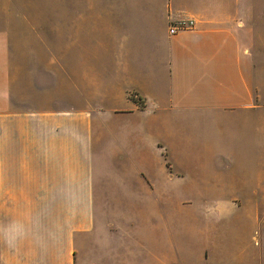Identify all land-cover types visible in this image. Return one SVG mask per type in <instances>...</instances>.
<instances>
[{
    "label": "crops",
    "instance_id": "crops-1",
    "mask_svg": "<svg viewBox=\"0 0 264 264\" xmlns=\"http://www.w3.org/2000/svg\"><path fill=\"white\" fill-rule=\"evenodd\" d=\"M147 4L108 0V9L111 18L136 11L144 19ZM255 8L256 0H167V30L158 37L116 35L97 51H61V85L52 68L38 63L36 51H0V264H264L261 186L247 193L239 188L238 197L205 192L203 198L238 206L198 211L207 244L197 256L187 253L186 261L175 256L187 251L182 233L167 228L180 220L175 211L172 220L165 207L93 205L186 197L170 179L145 172L152 165L143 154L135 164L125 161L132 169L126 175L108 171L116 178H103L113 163L98 160L95 150L119 129L106 130L102 120L122 118L132 158L150 139L165 152L172 149L175 143L161 136L188 122L209 152L220 153L227 165L237 163L232 143L246 121L260 122L264 106ZM179 17L194 27L170 36L168 24ZM57 87L61 100L53 97ZM216 157L209 164L218 163ZM182 166L168 160L164 169Z\"/></svg>",
    "mask_w": 264,
    "mask_h": 264
},
{
    "label": "rangeland",
    "instance_id": "rangeland-1",
    "mask_svg": "<svg viewBox=\"0 0 264 264\" xmlns=\"http://www.w3.org/2000/svg\"><path fill=\"white\" fill-rule=\"evenodd\" d=\"M257 2L256 0L253 24L256 37L254 42L255 45L264 48V0L259 1L260 7ZM147 3L149 14H144L146 16L144 19H138L139 15L136 11L131 16L126 11V13L111 18L108 0H0V51H36L34 54L38 55H35L38 63L42 62L52 68L61 85V51H97L99 47L107 46L109 43L112 45V40L116 38V35L124 37L122 35L144 33L152 38L154 35L158 37L166 33L165 6L167 0H147ZM119 11H125V8H120ZM119 42L125 43L126 41ZM262 83L264 88V63H262ZM61 96V88L57 87L53 97L61 100ZM121 119L101 121L102 126L107 128L106 130L119 129L117 132L105 134L100 150H95L99 154L98 160L113 163L112 168L106 167L103 170V178L115 179L113 175L123 172V175L118 177L126 175L125 172H130L132 169L123 167L125 161L134 159L135 164L139 155L143 154L145 159H149V165H152L150 169L146 168L145 172H152L157 180L159 178L165 181L170 179L173 184L184 191L183 196L186 197L133 201L98 200L93 201V205L95 203L94 207H126L128 203L129 207H165L166 216H170L172 220H174L173 212L175 211L180 220L176 223L174 221L175 224L167 228L171 232L179 230L182 233L181 244L187 249L182 254L175 253L177 261H186L184 258L187 253L197 256L196 253L204 246L206 247L207 241L205 235L201 233L202 226L199 225L203 218H200L198 211L202 212L201 210L206 207L238 206L236 200L203 198L202 196L206 195L205 192L221 191L238 197L239 188L243 193L252 191L254 186L264 188V164L259 166L257 163L264 162V106L260 122L257 121L255 126H250L246 121L241 128L239 141L236 139L234 140L236 142L232 143L235 145L233 147L234 159L237 163L231 165L220 161L222 158L220 153L209 152V143H203L201 137L190 133L188 122L173 126V133L170 134L167 131L165 138L161 136L167 145L175 143L176 146H169L172 149H167L165 152L164 149L155 147L154 141L150 139L149 145L140 146V150L136 148L133 150L135 152L132 158L130 153L132 149H129L131 145H125V143L130 144L131 139H128L122 132L125 125L122 126ZM169 126L170 124L166 129ZM219 139L221 140V137ZM214 146L220 145L216 142ZM213 154L217 156L218 163L209 164L211 162L209 160L213 159ZM94 159H96L95 156ZM139 159L142 157L140 156ZM168 160L177 161L183 166L174 169L165 168V170L164 167ZM134 170L142 173L143 169L135 167ZM108 171L114 174L106 175L105 172ZM257 190L260 189L257 187ZM195 212L198 216L191 217ZM231 225L236 229V218L232 219ZM191 230L197 232H193L196 236L191 237L187 234ZM88 260L92 261V257ZM196 261L190 264H196Z\"/></svg>",
    "mask_w": 264,
    "mask_h": 264
},
{
    "label": "built area",
    "instance_id": "built-area-1",
    "mask_svg": "<svg viewBox=\"0 0 264 264\" xmlns=\"http://www.w3.org/2000/svg\"><path fill=\"white\" fill-rule=\"evenodd\" d=\"M194 27L193 20L185 17H179L171 22L168 25V34L174 36L179 32L192 29Z\"/></svg>",
    "mask_w": 264,
    "mask_h": 264
}]
</instances>
